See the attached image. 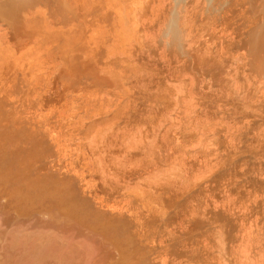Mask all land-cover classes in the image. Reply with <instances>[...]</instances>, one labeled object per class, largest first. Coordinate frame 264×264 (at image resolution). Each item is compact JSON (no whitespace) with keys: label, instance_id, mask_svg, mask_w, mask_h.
<instances>
[{"label":"bare ground","instance_id":"bare-ground-1","mask_svg":"<svg viewBox=\"0 0 264 264\" xmlns=\"http://www.w3.org/2000/svg\"><path fill=\"white\" fill-rule=\"evenodd\" d=\"M241 2L0 0V264H264V2L246 0L259 16L232 36ZM74 23L157 28L164 51L209 77L207 111H189L184 134L200 168H110L106 98L57 117L34 100L35 71L61 64L53 47ZM211 180L221 201L194 199Z\"/></svg>","mask_w":264,"mask_h":264},{"label":"rangeland","instance_id":"rangeland-1","mask_svg":"<svg viewBox=\"0 0 264 264\" xmlns=\"http://www.w3.org/2000/svg\"><path fill=\"white\" fill-rule=\"evenodd\" d=\"M244 1L246 2V0ZM259 1L254 0L256 8L261 7L264 2L261 1V4H258ZM243 2L237 5L236 9L239 8L240 11L224 28L232 36L240 35L251 19L259 16L258 12L252 16L254 11L249 14L250 4ZM255 2H258V5ZM50 20L52 33L62 29L60 24L54 26L55 21ZM81 25L80 27L76 25L72 28L73 31L71 30L73 36L76 35L77 37H72L70 41L61 37L60 42H55L60 44L54 45L53 48L56 50L54 53L58 51L64 55L63 63L55 65L49 62L50 65L48 63L47 66H43L42 71H35L33 83L39 94L34 100L49 106L51 116L56 115L57 117L61 110L63 111L66 107L73 106L71 108L74 110L81 107L82 104L87 106L90 99H94L93 101L98 99L97 102L99 103L100 99L106 98V101H100V107L104 105L105 108L102 109L108 111V116L110 115L108 120H111L107 121L109 125L104 124L102 127L105 129L103 131H106L102 132L106 135H103L107 142L104 141V150L107 152L106 158L107 161H112V164L106 162L107 166L109 163L110 168H160V175H168L171 178L175 174V169L172 168H182V165H184L183 168L192 167L194 170L200 168L202 153L197 154L200 153L197 150L200 148L198 142L197 144L194 143V147L191 141L192 131L190 132V130L192 129L188 127L187 121H191L192 118L187 113L195 109V111L190 112L193 116L198 110H200V114L207 111L204 109L209 104L205 98L206 95H209L207 93L210 90L209 77L204 72H199L192 67L182 66L180 61L177 62V59H173L171 53L164 51L160 46V41H158L160 37L157 28H151V30L136 25L126 30L115 25L116 29L109 25L104 28L105 24L100 25L103 27L102 29L95 25L91 27ZM94 27L98 30L94 31ZM142 30L144 31L142 32ZM105 31H108L109 35L113 34L105 36L107 35ZM101 33H105V35L103 34L104 37ZM126 33L128 36H125ZM97 34L101 35L98 36ZM95 35L99 40L96 39ZM103 38L105 39L103 40ZM72 53L73 55H71ZM66 54L71 56L67 57ZM73 56L79 63L77 69L75 68L76 60L72 59ZM81 63L82 66H80ZM83 65L84 67L90 65L92 71H90V67L84 68ZM45 68L50 71L45 70ZM81 68L86 71L83 72ZM115 72H118L119 75ZM113 76L119 78L116 79ZM115 80L117 82H114ZM87 107L86 109L82 107L83 110H81L82 108L79 109L77 119H83L80 113L82 116H86V110L89 109ZM116 109H120L117 114L115 113ZM74 111L76 112V110ZM181 123L184 125L181 126ZM185 126L188 127L186 130ZM108 128L110 131L107 132ZM187 129H190L189 132ZM185 133L191 138L188 139L187 137L190 136H184ZM196 145H199L198 148ZM177 164L181 166H177ZM203 183L197 185L193 193V198L198 201L204 200L213 203L215 202L213 200H216L218 202L227 193L225 192L224 181L211 180L203 181ZM195 191L197 192L195 193Z\"/></svg>","mask_w":264,"mask_h":264}]
</instances>
